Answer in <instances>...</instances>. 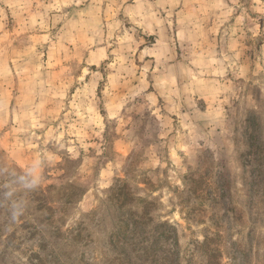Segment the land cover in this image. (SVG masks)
Returning a JSON list of instances; mask_svg holds the SVG:
<instances>
[{"label":"rangeland","instance_id":"1","mask_svg":"<svg viewBox=\"0 0 264 264\" xmlns=\"http://www.w3.org/2000/svg\"><path fill=\"white\" fill-rule=\"evenodd\" d=\"M2 15L0 264H264V0Z\"/></svg>","mask_w":264,"mask_h":264},{"label":"crops","instance_id":"2","mask_svg":"<svg viewBox=\"0 0 264 264\" xmlns=\"http://www.w3.org/2000/svg\"><path fill=\"white\" fill-rule=\"evenodd\" d=\"M0 20H1V21H4V20H5V15L0 16ZM213 35L216 36V37H219V35H220V31H219V32H213ZM229 36H230V41H231L233 38L236 39V37H237V36L234 35V34H233V35H229ZM231 36H232V37H231ZM3 93H4V92H3ZM23 153H24V152L22 151V156H23Z\"/></svg>","mask_w":264,"mask_h":264}]
</instances>
